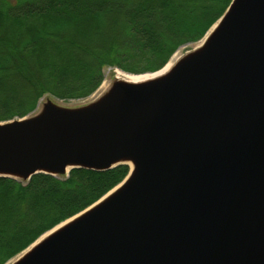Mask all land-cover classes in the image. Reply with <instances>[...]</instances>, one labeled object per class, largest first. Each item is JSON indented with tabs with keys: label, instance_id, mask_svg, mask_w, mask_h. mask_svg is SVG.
<instances>
[{
	"label": "water",
	"instance_id": "obj_1",
	"mask_svg": "<svg viewBox=\"0 0 264 264\" xmlns=\"http://www.w3.org/2000/svg\"><path fill=\"white\" fill-rule=\"evenodd\" d=\"M129 163L14 264H264V0H233L163 77L0 122V177Z\"/></svg>",
	"mask_w": 264,
	"mask_h": 264
},
{
	"label": "trees",
	"instance_id": "obj_2",
	"mask_svg": "<svg viewBox=\"0 0 264 264\" xmlns=\"http://www.w3.org/2000/svg\"><path fill=\"white\" fill-rule=\"evenodd\" d=\"M233 0H0V122L32 114L49 95L86 99L103 69L162 70L202 40ZM74 169L66 179L0 177V264L84 212L129 175Z\"/></svg>",
	"mask_w": 264,
	"mask_h": 264
},
{
	"label": "rangeland",
	"instance_id": "obj_3",
	"mask_svg": "<svg viewBox=\"0 0 264 264\" xmlns=\"http://www.w3.org/2000/svg\"><path fill=\"white\" fill-rule=\"evenodd\" d=\"M220 21V20H219ZM218 21V22H219ZM218 22L217 23H215L214 25H213V27L209 30V32L206 34V36L202 39V40H200L199 42H196V43H191V44H187V45H184V46H182V47H180L174 54H173V56L170 58V60L168 61V63L165 65V67L169 64V63H173V65H175L177 62H179L185 55H187V54H189V53H191V52H193V51H195L196 49H198L199 47H201L203 44H204V42H205V40H206V38L208 37V35H210V33L213 31V29L216 27V25L218 24ZM164 67V68H165ZM163 68V69H164ZM117 70L118 71H121V72H123V73H126V74H128V75H134V76H139V75H149V74H152V73H147V74H131V73H128V72H126V71H123V70H121V69H119V68H116V67H105L104 69H103V81H102V83H101V85H100V87L98 88V90L94 93V94H92L90 97H88V98H86V99H74V100H67V101H63V100H59V99H56L55 97H52V96H49V95H47V96H45V97H43L41 100H40V102H39V104H38V106H37V109L32 113V114H30L29 116H27V117H33V116H35V115H37L40 111H41V109H42V107H43V104L48 100V99H50V100H52L54 103H56L57 105H59V106H61V107H64V108H71V109H73V108H79V107H83V106H86V105H88V104H91V103H93V102H95V101H97L101 96H103L107 91H108V89L112 86V84H113V82L116 80V72H117ZM26 118V117H25ZM23 119V118H22ZM121 166H124V165H121ZM126 166H128V165H126ZM119 167V166H118ZM129 167V169H130V171H129V174L131 173V167H130V165L128 166ZM72 171V170H71ZM129 176V175H128ZM69 176L68 175H64V176H60V177H57V178H59V179H66V178H68ZM126 180V179H125ZM124 180V181H125ZM123 181V182H124ZM20 182H22V181H20ZM29 182V181H28ZM122 182V183H123ZM23 183H27V182H23ZM121 183V184H122ZM118 187V186H117ZM116 187V188H117ZM116 188H114V189H116ZM113 189V190H114ZM112 190V191H113ZM112 191H110L109 193H111ZM108 193V194H109ZM107 194V195H108ZM105 197V196H104ZM103 197V198H104ZM100 201V200H99ZM98 201V202H99ZM97 202V203H98ZM96 204V203H95ZM94 204V205H95ZM92 207V206H91ZM86 211V210H85ZM81 214V213H80ZM76 217V216H75ZM75 217H73V218H75ZM73 218H71V219H69V220H67V221H65V222H63L62 224H60V225H58L57 227H55L54 229H52L51 231H49V232H47V233H45L44 235H42L36 242H34L29 248H27L25 251H23V252H21L19 255H17L16 257H14V258H12L11 260H9L6 264H14L17 260H19L25 253H27L32 247H34L37 243H39L40 241H41V239H43V238H45V236H48V235H50L51 234V232H54V231H56V230H58V229H60L63 225H65V224H67L69 221H71Z\"/></svg>",
	"mask_w": 264,
	"mask_h": 264
},
{
	"label": "bare ground",
	"instance_id": "obj_4",
	"mask_svg": "<svg viewBox=\"0 0 264 264\" xmlns=\"http://www.w3.org/2000/svg\"><path fill=\"white\" fill-rule=\"evenodd\" d=\"M174 67L173 63H169L164 69L156 72V73H152V74H149V75H139V76H134V75H128L126 73H123L121 71H118L116 72V80H121V81H127V82H130V83H136V84H139V83H144V82H147V81H150V80H153V79H157V78H160V77H163L165 76L166 74H168L172 68ZM132 171L134 170V166L129 163ZM121 187V186H120ZM120 187H118L115 191H117ZM112 192L110 195H112L113 193ZM107 196V197H109ZM53 233V232H51ZM49 236V235H48ZM47 236H45L46 238Z\"/></svg>",
	"mask_w": 264,
	"mask_h": 264
}]
</instances>
